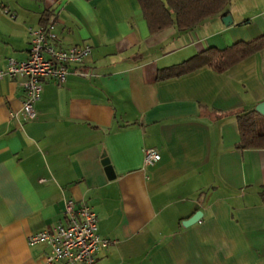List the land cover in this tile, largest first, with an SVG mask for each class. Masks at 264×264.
<instances>
[{
    "label": "crops",
    "instance_id": "1",
    "mask_svg": "<svg viewBox=\"0 0 264 264\" xmlns=\"http://www.w3.org/2000/svg\"><path fill=\"white\" fill-rule=\"evenodd\" d=\"M42 16L57 46L91 47L90 76L44 80L34 121L22 112L24 78L0 79V264H43L46 248L26 237L64 223L69 200L97 215L108 242L98 264H264V149L235 148L236 114L264 102V49L222 73L156 79L263 36L264 0H228L190 31L156 35L137 0H0V69L26 60ZM144 149L160 161L144 166Z\"/></svg>",
    "mask_w": 264,
    "mask_h": 264
},
{
    "label": "built area",
    "instance_id": "2",
    "mask_svg": "<svg viewBox=\"0 0 264 264\" xmlns=\"http://www.w3.org/2000/svg\"><path fill=\"white\" fill-rule=\"evenodd\" d=\"M28 35L26 60L8 58L5 66L0 69V79L24 78L20 83L25 95L22 112L26 120L34 121L35 105L43 93V81L49 79L62 85L71 73L82 79L88 78L90 73L85 69V63L90 57L91 47L57 46L56 35L49 24L29 29ZM159 161L157 150H143L144 166H154ZM64 217V223L27 235V245H43L46 248L43 264H98V250L106 248L108 242L98 234L96 213L86 203L69 200L65 205Z\"/></svg>",
    "mask_w": 264,
    "mask_h": 264
},
{
    "label": "trees",
    "instance_id": "3",
    "mask_svg": "<svg viewBox=\"0 0 264 264\" xmlns=\"http://www.w3.org/2000/svg\"><path fill=\"white\" fill-rule=\"evenodd\" d=\"M142 17L150 35H156L169 28L187 32L200 23L222 14L228 0H137ZM42 16L40 25L46 26ZM264 49V35L248 43L238 42L222 51L207 49L184 60L179 64L159 69L157 81L178 78L207 66L217 73L225 72L244 59ZM239 132L236 149H264V117L255 111L236 114ZM259 197L264 206V188Z\"/></svg>",
    "mask_w": 264,
    "mask_h": 264
},
{
    "label": "water",
    "instance_id": "4",
    "mask_svg": "<svg viewBox=\"0 0 264 264\" xmlns=\"http://www.w3.org/2000/svg\"><path fill=\"white\" fill-rule=\"evenodd\" d=\"M231 22V19L229 17H225L223 19V23L225 26H227ZM255 111L264 117V102L260 103L256 106ZM101 164L104 167L105 174L109 180H112L115 178L114 170L109 162V159L107 157H103L101 160ZM202 214L200 212H196L191 218H189L187 221L183 222V226L187 227L189 225H192L196 222H198L201 219Z\"/></svg>",
    "mask_w": 264,
    "mask_h": 264
}]
</instances>
